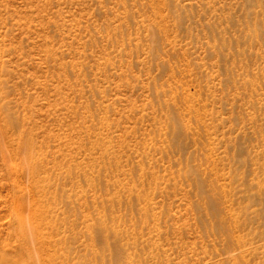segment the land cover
<instances>
[{"label":"rangeland","instance_id":"rangeland-1","mask_svg":"<svg viewBox=\"0 0 264 264\" xmlns=\"http://www.w3.org/2000/svg\"><path fill=\"white\" fill-rule=\"evenodd\" d=\"M0 264H264V0H0Z\"/></svg>","mask_w":264,"mask_h":264}]
</instances>
